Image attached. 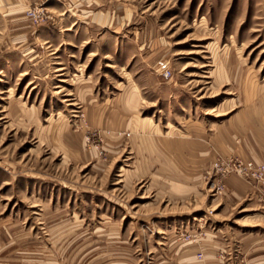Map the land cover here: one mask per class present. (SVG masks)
<instances>
[{
    "label": "rangeland",
    "instance_id": "374dc122",
    "mask_svg": "<svg viewBox=\"0 0 264 264\" xmlns=\"http://www.w3.org/2000/svg\"><path fill=\"white\" fill-rule=\"evenodd\" d=\"M260 254L264 0H0V264Z\"/></svg>",
    "mask_w": 264,
    "mask_h": 264
},
{
    "label": "built area",
    "instance_id": "2783aa9c",
    "mask_svg": "<svg viewBox=\"0 0 264 264\" xmlns=\"http://www.w3.org/2000/svg\"><path fill=\"white\" fill-rule=\"evenodd\" d=\"M27 14L34 21H39L40 19L43 18L42 11L37 10V9H31V8H29V9H27ZM241 164H242V162L241 161H238L235 165L236 166H241ZM244 167L251 168V162H248L246 164V166L244 165Z\"/></svg>",
    "mask_w": 264,
    "mask_h": 264
},
{
    "label": "crops",
    "instance_id": "0c3cea01",
    "mask_svg": "<svg viewBox=\"0 0 264 264\" xmlns=\"http://www.w3.org/2000/svg\"><path fill=\"white\" fill-rule=\"evenodd\" d=\"M26 73V72H24ZM253 264H264V254H260L256 257H252L250 260Z\"/></svg>",
    "mask_w": 264,
    "mask_h": 264
}]
</instances>
